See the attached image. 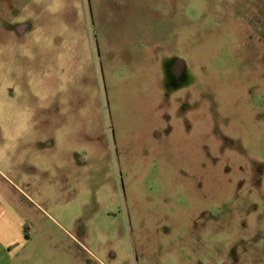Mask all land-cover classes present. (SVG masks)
<instances>
[{
	"label": "rangeland",
	"instance_id": "374dc122",
	"mask_svg": "<svg viewBox=\"0 0 264 264\" xmlns=\"http://www.w3.org/2000/svg\"><path fill=\"white\" fill-rule=\"evenodd\" d=\"M71 261L264 264V0H0V264Z\"/></svg>",
	"mask_w": 264,
	"mask_h": 264
},
{
	"label": "crops",
	"instance_id": "0c3cea01",
	"mask_svg": "<svg viewBox=\"0 0 264 264\" xmlns=\"http://www.w3.org/2000/svg\"><path fill=\"white\" fill-rule=\"evenodd\" d=\"M9 230H10V229H8V228H2V229H1L2 236H3V237H5V236H9V235H8V234L10 233ZM25 230H26V224H23V225L20 226L19 231H17V230L14 231V234H15V236H16L17 234H19L20 238H21L22 240H24V241H27V243H28L29 236H28L27 234H25ZM17 232H18V233H17ZM11 233H12V235H14L13 232H11ZM70 254H73V253H70ZM63 264H87V263H83L82 261H79V262L71 261V262H67V263L64 262ZM91 264H93V263H91ZM95 264H97V262H96Z\"/></svg>",
	"mask_w": 264,
	"mask_h": 264
},
{
	"label": "flooded vegetation",
	"instance_id": "af4514ba",
	"mask_svg": "<svg viewBox=\"0 0 264 264\" xmlns=\"http://www.w3.org/2000/svg\"><path fill=\"white\" fill-rule=\"evenodd\" d=\"M183 62V61H182Z\"/></svg>",
	"mask_w": 264,
	"mask_h": 264
}]
</instances>
